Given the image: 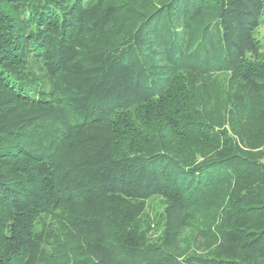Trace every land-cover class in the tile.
Segmentation results:
<instances>
[{"label":"trees","instance_id":"obj_1","mask_svg":"<svg viewBox=\"0 0 264 264\" xmlns=\"http://www.w3.org/2000/svg\"><path fill=\"white\" fill-rule=\"evenodd\" d=\"M263 22L264 0H0V264H264Z\"/></svg>","mask_w":264,"mask_h":264},{"label":"rangeland","instance_id":"obj_2","mask_svg":"<svg viewBox=\"0 0 264 264\" xmlns=\"http://www.w3.org/2000/svg\"><path fill=\"white\" fill-rule=\"evenodd\" d=\"M258 37L262 40V43L264 44V22L262 26L259 28L258 31ZM262 157L261 160L264 161V146L261 148ZM223 198V197H222ZM164 199L160 196H156L152 202L150 203L149 207V213L151 217L157 216L158 213H160L164 208ZM213 208V207H212ZM213 210V209H212ZM209 218V212L201 214L200 212H192L189 215L188 218V229L186 234L184 235V246L188 247L189 249L195 246V239H196V231L197 227L199 226L200 222L205 221L207 218ZM161 229L158 230V233Z\"/></svg>","mask_w":264,"mask_h":264}]
</instances>
